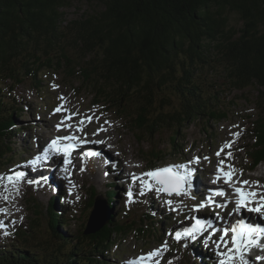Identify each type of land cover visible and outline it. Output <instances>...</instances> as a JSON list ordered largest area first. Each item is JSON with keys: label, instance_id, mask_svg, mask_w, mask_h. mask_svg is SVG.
Here are the masks:
<instances>
[{"label": "trees", "instance_id": "1", "mask_svg": "<svg viewBox=\"0 0 264 264\" xmlns=\"http://www.w3.org/2000/svg\"><path fill=\"white\" fill-rule=\"evenodd\" d=\"M74 1L80 0H0V170L14 160L11 153L20 152L13 141L26 131L19 119L29 111L4 83H13L11 91L28 79L40 85L45 68L62 70L77 89L94 95L93 105L118 114L140 143L150 144L149 157L159 163L184 156L177 138L187 125L228 117L221 108L223 92L214 90L220 87L199 74L220 65L230 87L259 92L258 118L249 131L254 142L245 150L250 170L264 163V0H101L102 11L67 21L65 10ZM229 13L239 16L240 29L229 28ZM166 128L174 130L169 153L155 144ZM51 185L43 187L52 191ZM110 187L108 223L95 234H85L87 223L79 231L88 241L75 243L60 232L69 227L58 210L65 208V196L51 192L56 196L41 213L49 238L58 243L38 237L41 223L34 213L30 226L15 232L14 244H0V264H110L118 239L163 236L164 219L154 217V206L132 222L115 216L116 184ZM32 206L39 208L37 202ZM185 253L189 264L211 262L199 244L187 245Z\"/></svg>", "mask_w": 264, "mask_h": 264}, {"label": "rangeland", "instance_id": "2", "mask_svg": "<svg viewBox=\"0 0 264 264\" xmlns=\"http://www.w3.org/2000/svg\"><path fill=\"white\" fill-rule=\"evenodd\" d=\"M102 10L103 4L101 0L74 1L71 7L65 10L67 14L66 20H79L86 14L90 16ZM228 17L229 28L238 30L242 27V22L237 14L229 13ZM199 74L201 81L206 82L208 85L216 83L215 85L220 87L215 88L214 86V90L218 89L223 92L221 96V108L228 115V117L220 123L213 121L208 123L206 120L190 123L180 131V136L177 138V150H181L184 156H168L159 163H155L154 161L152 162V159H150L149 156L151 146L149 143H140L137 137L126 127L125 120H123L118 114L109 111L107 106H99L95 109L93 107L94 95L90 91H81L80 89H77L76 86H78V83H71L65 77V73L62 70L55 71L45 68L39 74V78L41 80L40 85L35 84L28 79L22 84L15 86L13 91L10 90L13 83L11 81L5 82L4 85L6 87V91H8V95L12 94L16 96V98L23 100L25 110L29 109V111L23 113L19 119V126L24 127L26 131L16 136L13 141L16 144V146H14L15 149L20 152H14L9 155L11 160H14L9 161L8 164H6V162L4 163L5 165L0 170V176L6 178L9 175L14 176L16 172L23 171L26 165L31 164L32 161L35 160V151L39 150L40 152L41 150L43 152V148L49 142L50 138L57 136V134H64L57 131L56 125L63 120L65 114L67 113L60 112L54 114L53 112L55 108L63 103L66 109H69L72 112H76L78 110L80 113L76 120L72 121L70 125L72 130L76 131L78 125L80 127L84 123H88L87 132L90 139L93 136L92 133L97 132L100 128H104L106 129L105 132H109L111 138L109 145L102 144V142L95 143L97 145L99 144V146L103 148V160L106 157L113 160L112 156H115L123 159L121 160L122 162L129 161L131 159L138 164L137 169L133 171L134 173H131L127 170L122 171L120 166L117 169L115 162L112 165L115 167V173H112V169L110 168L113 167H111V165L104 167L99 161L95 162L96 158L98 160L97 156L96 158H94L93 155L87 156L84 163L80 162L77 164V169L75 170V172H78L76 173L78 177V184L80 187L82 185V189H80L81 191H78L75 196H70L71 194L69 195V190H71L72 187L75 189V186L71 184L68 185L67 182L65 188H62L58 185L59 182L56 181L57 188L59 187L60 189L58 190L59 193H63L65 196L64 202L66 204L65 209L58 210L63 211V214H60L63 215L69 222V227L63 228L60 232L64 234L69 233L66 237H72L75 243L78 239H80L82 243L88 241L86 236H80L79 231L89 221L93 210L91 207V201L96 196H103L106 198L108 190H111L110 186L116 184L117 196L112 205L113 214L115 216L120 215V217H124L128 220V222H132L133 220H138L145 212H147L148 209L154 206L158 209L157 212H154V217L164 219L163 222L165 227L163 236H159L161 240L154 239L141 241L134 235L118 239V245L115 246L116 249L114 248V251L108 256L109 263L125 264L129 260H134L140 254H146L154 249L160 248L161 245L167 241L168 248L162 252V255L160 256L161 260L163 262H173V264H186L187 262L189 264L191 261L189 256L185 253L186 247L184 245L187 243L190 245L193 240L185 238L181 243H178L174 238V232L185 227L184 222L187 217L192 216L189 221V225L195 221V215L193 213V208L197 203L194 200L195 198L190 196L189 190L185 195L174 194L169 196L163 193L157 194L154 190H151L150 192L145 191V195H140L139 191H135L130 188V186L136 183L133 182L132 176L135 175L136 177H141L148 171H154L168 166L187 165L189 168L188 163L190 161L194 163V158L196 156L201 158L208 157L209 160L203 159L202 164H198V168L189 169L195 171L197 181L205 184L206 189H209L208 183H210V180H208V178L205 179L201 173H206V175L210 178V173L216 172L217 170L218 160L224 159V154L218 158L215 153L226 142L234 140L235 142L233 143L231 149L234 159L231 163L235 166L238 174L239 170H243V175L240 176L239 174V179L259 181L261 188L264 189V163L258 165L254 171L248 172L247 169H249V160L247 159V153L245 150L246 146L254 142V139L251 137V135L254 134H250L249 131L253 128L252 121L258 118L257 105L255 104L256 98L259 95L257 88H249L245 91H239L230 87L228 81L226 80L224 68L220 65L216 66V69L213 70V72H209L208 69H204ZM52 84L59 85V87L54 90L51 87ZM207 91H213V89L211 90L209 86ZM61 96L65 98L64 101L58 99ZM87 116H92L93 118L95 116V119L88 122L84 119ZM82 119H84V123L80 124ZM106 121L110 123H105ZM49 124H51V126ZM234 125H238L239 127H234ZM110 126H116L119 128L115 137L112 136L115 129L110 128ZM205 128L208 130V133L205 132ZM173 131L174 130L171 128L162 130V134L155 142L156 145H160V149L164 150L165 153H169L171 150L170 144L171 137L174 135ZM100 132L102 131H99L98 134H100ZM236 132L240 133L238 137L232 135ZM112 141H116L114 147H111V144L113 143ZM240 149H242V151H240ZM91 150H93V148H91L90 151ZM228 150L229 149L225 148V152ZM49 171V168L46 166L41 178H44ZM103 172L107 173L106 180L104 179L101 182L97 181V176L101 178ZM65 176L69 179L67 173ZM58 178L60 180L61 177ZM149 179L151 178L149 177ZM27 181L28 180L23 178L21 181H16L14 179L11 182L17 183L19 189L16 193L18 195V200L15 204L18 214L15 215L14 218H7L8 216L10 217L9 209L11 208V205L8 202L0 203V244L3 246H10L14 244V241L16 240V236L14 235L15 232H17L20 227L28 228L35 214H37V217L39 218V221L37 222L41 223V227L37 232L38 237L43 240L47 239L49 242L51 241L52 243L57 244V240L49 238V222L47 218L43 220L41 213L42 208L46 209L52 196L54 197L56 195H52L51 191H49L50 189L35 187L32 184V186H30ZM115 181L117 182L114 183ZM7 184L8 183L6 181L4 184V179L0 180L1 187L4 188ZM70 185L72 187H69ZM141 188L142 185L140 184V189ZM91 189L95 190V197L92 194L93 192ZM130 190L133 192L131 202L129 201V197L127 195ZM205 195L206 192L201 194V199H205ZM28 200L31 202H37L39 204V208H33L32 205L34 202L29 203ZM169 200L176 204V207L179 209L177 212L168 207L169 204L167 201ZM5 208H8L6 209L7 211ZM208 212L209 213H207V215H210L211 218L219 217L215 216L214 213L212 214L210 211ZM2 213H4V215ZM203 214H205V212H203ZM181 219L184 221H181ZM5 231L9 234L5 235ZM169 233H172V235H169ZM197 239L198 237L195 240ZM206 245L212 251L213 260H211L210 264H218L219 258L216 254L217 250L215 243ZM256 251L257 249L254 248L250 253V256L264 257V253L258 254ZM250 264H264V259H252Z\"/></svg>", "mask_w": 264, "mask_h": 264}, {"label": "snow or ice", "instance_id": "3", "mask_svg": "<svg viewBox=\"0 0 264 264\" xmlns=\"http://www.w3.org/2000/svg\"><path fill=\"white\" fill-rule=\"evenodd\" d=\"M51 87L55 90L59 85L52 84ZM61 101H64L63 96L59 97ZM55 113L66 112L67 116L65 119L71 120L74 116L80 115L79 111L72 112L69 109L64 108L63 103L53 110ZM86 119L88 122L93 120L92 116H87ZM84 119L80 121V124L84 123ZM110 123V122H105ZM64 124V120H61L60 123L56 125L57 131L61 129V126ZM70 127V125H69ZM234 127H239L234 125ZM78 131L83 129L77 126ZM106 129L100 128L97 132L92 133V135H97L99 131H105ZM235 137L240 135L239 132L232 134ZM62 141H71L72 143L65 144L61 146ZM79 141V138L73 135L57 137L53 139L47 147V150L44 154V159H48L51 151L54 149L57 152L63 151L65 155L74 148V144ZM235 141L226 142L216 153L215 155L219 158L221 154H224V159L218 160L217 165V175L214 183L219 182L221 179L224 180V183L227 184L231 189L234 196L235 207L233 209L234 213H241L242 211L251 212L258 214L256 222H250L249 220L239 219L237 222L230 227H225L221 229L212 228L209 221H202L197 218L195 221L196 227H185L179 230H176L174 233V238L176 241L181 239L188 238L195 240L198 235L203 234L205 228H209L210 232L207 239H211L212 236H215L216 232H221V235L213 241L217 249L218 264H250L252 259H264L262 256L251 257L249 254L254 248H260L264 250V189L261 188L259 181H249L241 179H233L236 176L237 170L235 166L231 163L234 159L232 152V145ZM225 148L229 149L225 152ZM242 151V149H240ZM95 155H100L99 152ZM204 160H209L208 157H203ZM201 158L195 157L194 162L196 164L200 163ZM36 161H32L35 163ZM189 163H192L190 161ZM240 176L243 175V170H239ZM26 173L24 171L16 172L14 176L9 175L7 177L8 181L11 183L14 179L16 181H21L25 177ZM147 177L151 178V183L143 182L142 188L139 192L140 195H145V189L151 191L154 190L157 194H167L171 195H185L191 187V177L194 175V171L190 170L187 165H178V166H168L156 169L154 171H148L144 173ZM5 179V177L0 176V180ZM42 179H46L43 178ZM137 177L132 176L133 182ZM29 184L39 183V181L28 180ZM236 185H240L237 187ZM187 186V187H184ZM17 191L19 189L17 188ZM129 201L131 202L133 198V192L130 190L127 193ZM213 196H226L228 193L224 189H219L214 191ZM209 202L212 201V197H209ZM169 205L172 204V201H167ZM206 205L201 203L196 206L197 210L203 208ZM218 207H226V204H219ZM231 215V213H230ZM14 223V222H13ZM231 233V236H229ZM9 233L5 231V235ZM172 235V233H169ZM231 245V247H229ZM187 247V245H184ZM168 248L167 241H165L160 248L154 249L148 252L145 255H142L138 259L129 260L126 264H159V260L155 259L162 255V252Z\"/></svg>", "mask_w": 264, "mask_h": 264}, {"label": "bare ground", "instance_id": "4", "mask_svg": "<svg viewBox=\"0 0 264 264\" xmlns=\"http://www.w3.org/2000/svg\"><path fill=\"white\" fill-rule=\"evenodd\" d=\"M95 118H93V120H94ZM98 121H100V120H98ZM113 123V122H112ZM93 124V123H92ZM103 125H105L104 123H102ZM114 124V123H113ZM50 126H51V124H49ZM53 125V124H52ZM110 128H114L115 130L113 131L114 133L112 134V136H116V133H117V131H119L118 129L119 128H117L116 126L115 127H111L110 126ZM108 129V128H107ZM111 134V133H110ZM233 140V139H232ZM92 146H93V148H94V150H95V152H92L91 154H93V156L94 157H98V161L100 162V164H103V166L104 167H106L107 166V164H106V162L103 160V156H102V154H103V148L102 147H100L99 146V144L97 145V144H95V143H97V142H102V144H105V145H109V142L111 141V138H110V135H109V132H105V131H103V132H101L100 134H97V135H93V138H92ZM234 141V140H233ZM113 142V141H112ZM115 144H116V141L115 142H113L112 144H111V147H114L115 146ZM233 149H234V147H233ZM97 152H99L100 153V155H95V153H97ZM144 155V154H143ZM113 158V161H114V163L116 162V167H117V169L119 168V166H120V168L122 169V171L123 170H127V171H129V172H133V171H135L136 169H137V164L138 163H136V162H134V161H132L131 159L129 160V161H121V160H123V159H120L119 157L117 158V157H115V156H112ZM143 157V156H142ZM57 159V161H54L53 162V164H52V167L54 168V172H53V174H52V176H53V178H54V182L56 183V181L57 182H59L58 183V185L59 186H61L62 188H65V186H66V184H67V182H68V185L70 184V181L66 178V176H65V174H66V171H64V170H66V168H67V166H66V163L64 164V162L63 163H60L59 161H58V158H56ZM136 161V160H135ZM45 166H47V164L45 165ZM30 167H32V164H30ZM145 168V167H144ZM34 170V175L33 174H31L32 173V171ZM45 170V168L43 167L42 169L41 168H29V166L28 165H26L25 167H24V172L26 173V180H34V179H37V178H39L40 176H41V174L43 173V171ZM103 173H105V172H103ZM102 173V177L100 178L99 176H97V178H96V180L97 181H103L104 179L106 180V178H107V173H105V174H103ZM134 173V172H133ZM142 173V172H141ZM217 173V172H216ZM123 174V173H122ZM139 174V173H138ZM140 175V174H139ZM141 176V175H140ZM58 177H61L60 178V180H59V178ZM64 178V179H63ZM68 180V181H67ZM5 181L8 183L4 188L3 187H1L0 186V203H2V202H8L10 205H11V208L9 209L10 210V213H9V215H10V217L8 216L7 218H9V219H12V218H14L15 217V215H17L18 214V210L16 211V208H15V204H16V201L18 200V195L16 194L17 193V188H18V184L17 183H9V181H8V179H7V177L4 179V184H5ZM50 183H51V181L52 180H48ZM47 181V182H48ZM117 181H115L114 183H116ZM143 182H148V183H151V179H149V177H147V176H141V177H139V179H138V181L134 184V185H132V186H130V188L132 189V190H135V191H139L140 192V184L142 185L143 184ZM191 184H192V187L189 189V191H192L193 189V191H194V194H196L195 196H197V195H201V194H203L207 189H206V186H205V184H203V183H199V181H197V177H195V171H194V175L191 177ZM31 185V184H30ZM32 185H34L35 186V183H32ZM75 185H78V189L77 190H75L74 189V187H72L71 185L69 186V187H72V189L71 190H69V195L70 196H75L76 195V193L80 190V189H82V185H81V187L79 186V184H78V179H77V183H75ZM208 186H213V183L212 182H210V183H208ZM58 190H60L59 189V187H58ZM144 191H148V192H150L149 190H147V189H145ZM53 194L55 193V189H52V191H51ZM196 192V193H195ZM230 194L231 195H233V193H232V191H230ZM226 197L227 196H223L222 198L223 199H226ZM66 205V204H65ZM5 206V205H4ZM14 206V207H13ZM8 207V206H7ZM13 208H14V210H13ZM65 208H66V206H65ZM65 208H63V209H65ZM6 209H8V208H5V210ZM7 211V210H6ZM5 211V212H6ZM0 212H1V209H0ZM4 212V211H3ZM3 215H4V213H2ZM7 215V214H6ZM237 216L238 217H240V218H247L250 222H256V218H257V215L256 216H251L249 213H247V212H245V211H242L240 214H237ZM213 222V220H210V223H212ZM7 223V222H6ZM206 229V228H205ZM257 249V253L258 254H261V253H264L263 252V250L262 249H260V248H256ZM262 250V251H261ZM250 255V254H249Z\"/></svg>", "mask_w": 264, "mask_h": 264}, {"label": "water", "instance_id": "5", "mask_svg": "<svg viewBox=\"0 0 264 264\" xmlns=\"http://www.w3.org/2000/svg\"><path fill=\"white\" fill-rule=\"evenodd\" d=\"M111 211L109 203L103 196H98L95 199L94 208L87 223L86 235L95 234L103 228L109 221Z\"/></svg>", "mask_w": 264, "mask_h": 264}]
</instances>
